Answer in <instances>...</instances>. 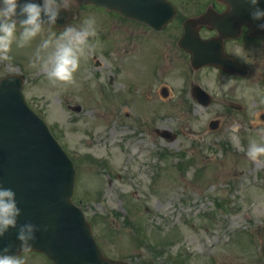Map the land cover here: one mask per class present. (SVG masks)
<instances>
[{"label":"rangeland","instance_id":"rangeland-1","mask_svg":"<svg viewBox=\"0 0 264 264\" xmlns=\"http://www.w3.org/2000/svg\"><path fill=\"white\" fill-rule=\"evenodd\" d=\"M171 1L180 15L161 33L118 17L97 18L95 10L78 12L73 26L94 17L97 34L91 66L81 57L72 82L54 84L33 63L39 38L23 48L13 45L7 65L0 58V77L27 76L26 99L77 164L74 201L109 258L128 264H264V157H247L244 133L258 135L264 128L245 127L263 109V66L251 67L247 80L212 69L194 72L177 46L180 24L209 1ZM150 79L154 88L148 90ZM193 82L211 93L208 108L190 97ZM211 121L220 126L211 130ZM158 130L176 138L165 140ZM183 154L196 157L186 171L179 170ZM40 257L20 261L46 264Z\"/></svg>","mask_w":264,"mask_h":264},{"label":"water","instance_id":"water-1","mask_svg":"<svg viewBox=\"0 0 264 264\" xmlns=\"http://www.w3.org/2000/svg\"><path fill=\"white\" fill-rule=\"evenodd\" d=\"M105 6L127 18L145 22L156 29L172 21L174 8L166 0H79ZM228 15L219 28L225 30ZM191 26V23H186ZM180 41L193 55L195 68L218 66L245 74L224 55L216 40L201 41L188 30ZM22 82L6 78L0 82V185L16 192L22 215L19 224L32 222L41 228L27 251L45 253L56 264H125L104 258L97 247L90 225L73 205L75 171L73 163L47 125L29 109L21 93ZM200 90V89H199ZM196 98H207L202 91ZM18 229H10L0 238V250L22 253Z\"/></svg>","mask_w":264,"mask_h":264},{"label":"clouds","instance_id":"clouds-1","mask_svg":"<svg viewBox=\"0 0 264 264\" xmlns=\"http://www.w3.org/2000/svg\"><path fill=\"white\" fill-rule=\"evenodd\" d=\"M247 3L251 6V20L264 32V0H247ZM62 10H70L68 0H0V58L11 60L13 45L23 48L39 38L33 63L38 64L54 84L72 82L81 57L94 51L96 21L88 17L78 27L69 23L58 29ZM46 29H58V32L45 34ZM258 135L260 140H250L246 149L247 157L253 161L264 157V142H261L264 141V128L258 130ZM21 215L16 192L0 185V238L10 229H18L17 240L24 252L32 247L41 228L32 222L19 224ZM0 264H21V261L5 247L0 250Z\"/></svg>","mask_w":264,"mask_h":264},{"label":"flooded vegetation","instance_id":"flooded-vegetation-1","mask_svg":"<svg viewBox=\"0 0 264 264\" xmlns=\"http://www.w3.org/2000/svg\"><path fill=\"white\" fill-rule=\"evenodd\" d=\"M223 2V0H214L213 8L219 13L226 10ZM202 32L215 35V32H209L207 29H203ZM229 45V54L234 56L241 64L255 65V63H258V59H261L264 65V34L254 32L249 27L243 26L240 36L236 40L229 41L228 48ZM250 76L249 74L248 77ZM261 119L263 120L264 117H261Z\"/></svg>","mask_w":264,"mask_h":264}]
</instances>
